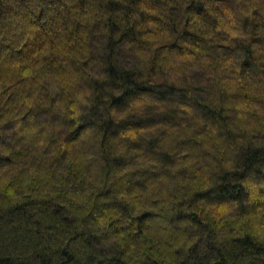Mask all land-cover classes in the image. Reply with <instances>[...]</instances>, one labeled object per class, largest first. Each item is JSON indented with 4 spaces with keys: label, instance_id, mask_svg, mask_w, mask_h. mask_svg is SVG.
Here are the masks:
<instances>
[{
    "label": "clouds",
    "instance_id": "1",
    "mask_svg": "<svg viewBox=\"0 0 264 264\" xmlns=\"http://www.w3.org/2000/svg\"><path fill=\"white\" fill-rule=\"evenodd\" d=\"M118 3L109 10L108 0H56L55 8L50 0H0V264L126 260L141 228L167 241L168 264H264V153L250 167L244 150L264 145V0ZM128 29L121 57L138 81L176 84L167 89L172 103L159 102L163 85L106 83L99 69L113 57L109 38ZM114 92L124 93L115 111L100 100ZM197 101L230 119H200ZM171 109L185 118L162 141L174 162L153 159L158 174L143 191L128 199L117 187L112 199L122 204L93 211L101 179L82 161L98 145L73 141L77 125L101 116L119 125L121 110L142 118ZM186 137L199 143L177 150ZM62 152L70 154L63 162ZM154 217L161 219L145 226Z\"/></svg>",
    "mask_w": 264,
    "mask_h": 264
},
{
    "label": "trees",
    "instance_id": "2",
    "mask_svg": "<svg viewBox=\"0 0 264 264\" xmlns=\"http://www.w3.org/2000/svg\"><path fill=\"white\" fill-rule=\"evenodd\" d=\"M50 2L55 8L56 0H50ZM119 7L118 0H108L107 8L109 10H117ZM56 10L58 11V9ZM93 27H98V25H93ZM119 29L120 25L113 22L110 31L114 33L119 31ZM133 31V29H128L122 32L119 40L109 38L108 47L111 49L113 57L109 64L99 69V71L110 76V81L106 83L113 88H116L122 82H126L133 89L137 85L140 87L163 85L164 87L159 91L158 100L159 102L172 103L171 97H173L174 93L167 91V89L176 88V84L167 79L138 81L136 80L135 72L127 66V61L121 57L120 53L123 51V44ZM132 39H135L134 35ZM50 54L52 59L55 60V51L51 53L46 51L45 58ZM85 63L87 62L85 61ZM153 72L155 74V70ZM237 95L233 93V97ZM151 99L157 100V97L154 96ZM100 100L102 103L107 102L110 106H115L113 109L115 111L116 108L124 106V93L121 92L120 95H116L114 92L110 100H106L104 96H101ZM197 104L200 105V119L202 120L212 123L217 120L228 121L230 119L223 108L217 109L210 103H201L200 101H197ZM37 109L44 110L39 105H37ZM33 110L29 109V111ZM115 115L121 119L119 125L112 118H104L102 116L98 117V120L85 118L83 125H77L79 131L73 137V141L79 140L81 136L90 139L95 138L97 141V155L87 162L82 161V164L84 172L91 173L97 179H101L99 190L92 193L94 197L92 203L93 211L101 215L111 210L114 205L122 204L121 201L112 199L113 191L117 187L120 191L127 193L128 199H131L136 193L143 191L147 187L149 178L158 174L153 172L154 165L151 164L153 159H158L164 164L174 162V153L164 150L162 141L167 137L169 128H176L185 119L179 116L175 109L159 113L156 117L131 118L134 114L125 115L123 110L116 111ZM161 125L164 127L158 128ZM201 131H203V128L198 130L196 135H200ZM228 132L227 139L231 140L233 138L231 129H228ZM235 135L236 138H240L244 133L241 132ZM73 141H68V143L71 144ZM198 143V140L186 137L176 140L174 147L180 150L189 144L195 145ZM244 150L249 153L248 163L251 167L255 165L260 155L264 153V145L249 144ZM69 155L68 152H62L58 159L63 162V160L69 159ZM160 219V217H154L147 220L145 226L154 225ZM136 235L140 237L137 251L133 252L129 259L126 260L112 256L109 264H112L113 261L117 262V264H168L163 251L167 241L163 240L162 237L153 235L151 232L145 234L143 228L139 229ZM133 242H136V240L134 239ZM181 251L182 249H175L177 254ZM100 264H104L103 260H101Z\"/></svg>",
    "mask_w": 264,
    "mask_h": 264
}]
</instances>
